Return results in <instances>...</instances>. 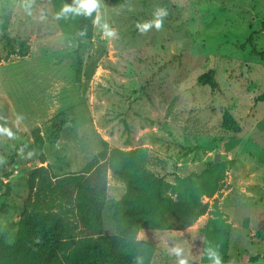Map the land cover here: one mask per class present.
Masks as SVG:
<instances>
[{"label": "rangeland", "instance_id": "374dc122", "mask_svg": "<svg viewBox=\"0 0 264 264\" xmlns=\"http://www.w3.org/2000/svg\"><path fill=\"white\" fill-rule=\"evenodd\" d=\"M98 14L93 37L76 39L52 0H0V239L17 242L40 130L57 174L105 142L147 147V169L171 182L221 169V190L202 197L217 207L185 231L138 236L157 246L151 264H212L204 226L220 216L233 227L222 264H264V0H98ZM209 71L217 88L199 79ZM124 192L110 171L107 234Z\"/></svg>", "mask_w": 264, "mask_h": 264}, {"label": "trees", "instance_id": "16d2710c", "mask_svg": "<svg viewBox=\"0 0 264 264\" xmlns=\"http://www.w3.org/2000/svg\"><path fill=\"white\" fill-rule=\"evenodd\" d=\"M112 4L126 0H110ZM57 22L76 39L92 38L98 6L79 12L77 0H52ZM65 5L71 9L64 11ZM27 47H20L25 56ZM264 55V54H262ZM2 57L0 55V64ZM200 81L217 88L214 72ZM38 160L28 177V196L23 206L17 242L7 246L0 239V264H151L157 250L154 242L140 238L141 230L185 231L211 206L203 196L214 197L221 190L224 172L205 169L173 182L147 169L149 149L105 147L80 171L57 174L47 162L40 130L33 133ZM112 172L125 185V192L113 208L116 232L105 233L104 209L108 174ZM214 215H220L213 210ZM204 261L218 251L228 260L232 225L220 216L209 217L205 226Z\"/></svg>", "mask_w": 264, "mask_h": 264}, {"label": "clouds", "instance_id": "9594fccd", "mask_svg": "<svg viewBox=\"0 0 264 264\" xmlns=\"http://www.w3.org/2000/svg\"><path fill=\"white\" fill-rule=\"evenodd\" d=\"M77 3L79 4V8L74 9V11L79 12L80 9H85L88 13H91V11L93 9H96L98 6V0H77ZM69 10H73L70 8V6L65 5L64 11L67 12ZM166 12L163 9L158 10L157 12V19L154 21L157 29H159L161 27L162 21L159 19L160 16L165 15ZM99 21V14L97 15V22ZM105 36L107 37H111L113 36L115 33L113 30L109 29L108 26L105 24ZM143 29H147L150 27L149 24H144ZM172 251H174L176 253L177 256H180L181 254V249L180 248H174L172 249ZM211 259H212V264H222V258L221 255L218 251H212L210 253ZM179 264H188L186 259L181 258L179 260Z\"/></svg>", "mask_w": 264, "mask_h": 264}, {"label": "water", "instance_id": "95a60500", "mask_svg": "<svg viewBox=\"0 0 264 264\" xmlns=\"http://www.w3.org/2000/svg\"><path fill=\"white\" fill-rule=\"evenodd\" d=\"M218 155H219V154H217V156H216V160H218Z\"/></svg>", "mask_w": 264, "mask_h": 264}]
</instances>
